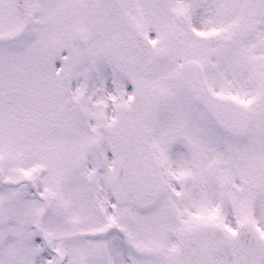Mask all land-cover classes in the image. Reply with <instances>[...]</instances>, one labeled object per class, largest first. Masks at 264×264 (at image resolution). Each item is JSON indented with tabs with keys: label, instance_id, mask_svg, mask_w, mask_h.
Masks as SVG:
<instances>
[{
	"label": "snow or ice",
	"instance_id": "snow-or-ice-1",
	"mask_svg": "<svg viewBox=\"0 0 264 264\" xmlns=\"http://www.w3.org/2000/svg\"><path fill=\"white\" fill-rule=\"evenodd\" d=\"M0 264H264V0H0Z\"/></svg>",
	"mask_w": 264,
	"mask_h": 264
}]
</instances>
